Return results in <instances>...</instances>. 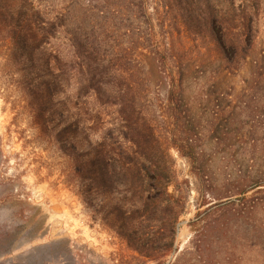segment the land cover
Returning a JSON list of instances; mask_svg holds the SVG:
<instances>
[{"label":"rangeland","instance_id":"rangeland-1","mask_svg":"<svg viewBox=\"0 0 264 264\" xmlns=\"http://www.w3.org/2000/svg\"><path fill=\"white\" fill-rule=\"evenodd\" d=\"M91 1L97 8L119 2ZM156 1L146 0L156 38L184 65L180 116L166 115L164 82L156 89L154 80L146 98L158 141L167 147L170 182L164 197L172 205L160 204L146 218L125 215L124 227L152 240L161 229L170 252L160 258L140 254L115 218L84 203L60 144L41 132L25 91L6 74L10 42L0 26V234H8L7 246L0 243V264H263L264 178L251 186L259 177L261 153L252 143L264 137V0L234 2L257 11L250 53L234 68H226L211 49L208 32L189 33L175 11L158 8L166 14L160 28ZM49 2L51 9L67 6L75 15L87 4ZM182 137L191 141L194 157L171 144ZM243 187L250 189L241 199Z\"/></svg>","mask_w":264,"mask_h":264},{"label":"trees","instance_id":"trees-1","mask_svg":"<svg viewBox=\"0 0 264 264\" xmlns=\"http://www.w3.org/2000/svg\"><path fill=\"white\" fill-rule=\"evenodd\" d=\"M234 2L157 0L153 8L163 19L160 28L166 15L158 10L162 7L175 11L189 33L208 32L211 49L226 68H234L257 35V11ZM86 3L75 15L67 6L51 9L49 0H0V26L10 42L6 74L25 91L41 132L60 144L84 203L93 211L103 209L106 219L115 218L140 254L160 258L171 250L162 230L152 240L145 232L135 235L136 228L126 229L124 219L149 217L160 204L171 208L164 197L170 182L167 147L158 141L146 98L154 80L156 89L164 82L166 115L180 116L185 105L182 57H174L171 46L156 38L146 0H119L100 8ZM171 144L194 157L187 137ZM252 144L261 152L259 177L251 186L257 187L264 178V137ZM248 189H240L241 199ZM173 218L169 225L177 215ZM7 238L0 234L2 246ZM260 254L264 264V241Z\"/></svg>","mask_w":264,"mask_h":264}]
</instances>
